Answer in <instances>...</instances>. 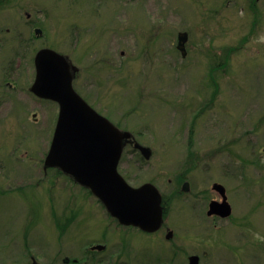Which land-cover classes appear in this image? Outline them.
<instances>
[{
    "label": "rangeland",
    "instance_id": "rangeland-1",
    "mask_svg": "<svg viewBox=\"0 0 264 264\" xmlns=\"http://www.w3.org/2000/svg\"><path fill=\"white\" fill-rule=\"evenodd\" d=\"M179 31L188 33L184 57ZM42 47L66 54L79 68L77 92L152 150L142 164L125 155L120 173L128 166L136 182L158 176L164 194L179 173L194 192L214 196L213 182L234 188L239 147L247 148L257 113L264 114V0H0L2 66L18 56L25 79ZM16 100L0 107V158L8 162L0 168V264H31V256L41 264H74L66 256L80 264L170 260L169 245L134 246L146 240L138 231L128 234L129 247L113 246V238L103 251L87 252L104 226L122 233L85 188L59 169L44 173L58 104L32 93ZM170 203L166 224L184 255L193 220L184 203ZM263 212L258 207L256 219L264 232ZM225 254L236 264L234 250Z\"/></svg>",
    "mask_w": 264,
    "mask_h": 264
},
{
    "label": "flooded vegetation",
    "instance_id": "flooded-vegetation-1",
    "mask_svg": "<svg viewBox=\"0 0 264 264\" xmlns=\"http://www.w3.org/2000/svg\"><path fill=\"white\" fill-rule=\"evenodd\" d=\"M34 55L32 57V69L30 71V68L27 66L25 79H22L21 72L18 70L19 66L22 65V59L18 58V56L9 60V63H4L3 66L0 63V107L2 105L1 101L16 100L19 93H32L36 96L30 89L35 79ZM78 72L79 68L73 77V87ZM29 77H31V81L29 80ZM36 97L43 99L38 96ZM16 102L17 100L14 102L15 105L14 103L11 104V110L15 108L14 106H19L17 105L18 102ZM20 106L23 109L25 108L23 104ZM116 126L122 129L119 123H117ZM251 133L253 138L247 141V148L242 145L239 147L240 150L237 153L238 160L236 170L234 171V188L227 191L222 183L213 182L211 189L217 194L214 196H210V193L204 188H200L195 192L192 191L190 180L185 173H179L173 179L168 178V183H171L172 185L169 186V193L164 194L160 191L156 183V179L158 180L159 178L158 176H156V179L136 182V176L129 172L127 166V169L122 170V173H119L130 185L139 186L145 182H150L160 191L164 210L162 224L157 230L152 232L144 231L133 225H123L119 223L117 219L110 216L99 201L98 203L104 208L107 217L114 222L116 232H121L122 235H119L120 238L117 237L116 233L112 235L113 230L112 234H110L107 226H104L101 230L102 233L99 236L101 241L92 244L87 249V252L103 251L109 245V240H113V238H117L116 240L110 241V244L113 246L120 244L121 248L129 247L132 244L129 241L130 232L138 231L141 232V234L143 233L146 240L144 242L140 241L141 243L135 244L134 246H139L140 249H144L145 252L148 250L147 244L154 240L162 246L169 245V248L171 249L170 260L161 261L157 259L158 257H155V259H157V264H175L178 260L181 264H186V262L189 264V259L192 255L198 256V264H228L226 263L227 257L225 254V247H230L236 252V264H264V232L260 231V228L258 227L259 220L256 219V211L258 207H264V114L261 113L259 115V113H257L252 125ZM136 143L142 144L133 133L131 137L124 139L122 153L117 166L118 171L119 167L121 168L122 164L125 163V155L130 158L127 160V163L136 158L134 161L139 164L141 162L142 164L151 158L152 150L150 157L145 158L140 149L136 147ZM6 163H8L6 160L0 158V168L5 167ZM46 171L47 169H44V173H46ZM185 183H187L188 186L184 189ZM214 183H220L225 188V198L230 205V213L228 215H223V210L222 214L219 210L209 212L211 201L218 202L223 200V195L213 188ZM85 189L92 194L88 188ZM0 193L2 192L0 191ZM230 193L236 198L235 206L231 202ZM245 198L249 199L250 202L244 201L243 199ZM171 199L174 200V203H184V207L181 209L188 208L190 212V215L188 214V216L193 220L192 227H189L190 229L187 228L188 234L186 235V237L190 239V242H188L190 250L188 252L184 251V255H179V246L171 242L174 232L166 224L167 218L172 211V204L170 203ZM245 203H247V205H244ZM169 231L172 232V236L167 238L166 235ZM108 235H110V238H107ZM200 240L203 241V243H195ZM133 242L135 243L136 241ZM96 245H103L104 247L102 249L93 248V246ZM65 258L67 261L64 260ZM64 259L63 262L65 263H81L78 258L70 259L66 256ZM147 263L151 264L150 262H144L143 264ZM37 264L40 263L37 262Z\"/></svg>",
    "mask_w": 264,
    "mask_h": 264
},
{
    "label": "water",
    "instance_id": "water-1",
    "mask_svg": "<svg viewBox=\"0 0 264 264\" xmlns=\"http://www.w3.org/2000/svg\"><path fill=\"white\" fill-rule=\"evenodd\" d=\"M35 28V34L41 33ZM188 33L179 31L176 48L184 57ZM35 79L31 91L38 97L58 104V115L43 168L60 169L74 182L88 188L102 203L105 210L119 223L133 225L148 232L157 230L163 221L162 195L158 188L145 182L130 185L119 173L117 166L124 139L132 136L120 129L107 117L97 112L74 89L73 77L78 67L67 55L50 47L39 48L34 55ZM145 158L151 155L150 147L136 143ZM188 186L187 183L184 185ZM213 188L223 195L221 201H211L210 211L230 213L225 198V188L214 183ZM167 238L172 232L167 233ZM103 245L93 248L102 249ZM67 261V259H64ZM31 264H37L32 257ZM41 264V263H40ZM167 264V263H165ZM189 264H198V256L192 255Z\"/></svg>",
    "mask_w": 264,
    "mask_h": 264
},
{
    "label": "trees",
    "instance_id": "trees-1",
    "mask_svg": "<svg viewBox=\"0 0 264 264\" xmlns=\"http://www.w3.org/2000/svg\"><path fill=\"white\" fill-rule=\"evenodd\" d=\"M254 1V0H253ZM59 173H60V171L59 170H57Z\"/></svg>",
    "mask_w": 264,
    "mask_h": 264
}]
</instances>
